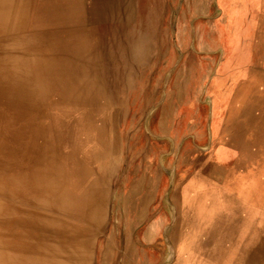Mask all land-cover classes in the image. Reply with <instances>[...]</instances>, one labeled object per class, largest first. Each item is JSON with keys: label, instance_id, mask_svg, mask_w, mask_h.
Listing matches in <instances>:
<instances>
[{"label": "bare ground", "instance_id": "6f19581e", "mask_svg": "<svg viewBox=\"0 0 264 264\" xmlns=\"http://www.w3.org/2000/svg\"><path fill=\"white\" fill-rule=\"evenodd\" d=\"M86 2L0 0V264H264V170L222 158L247 119L217 113L196 144L179 82L139 125L163 0Z\"/></svg>", "mask_w": 264, "mask_h": 264}, {"label": "rangeland", "instance_id": "374dc122", "mask_svg": "<svg viewBox=\"0 0 264 264\" xmlns=\"http://www.w3.org/2000/svg\"><path fill=\"white\" fill-rule=\"evenodd\" d=\"M86 3V0H82V5H86ZM163 3L164 7L160 24H163L165 34L163 36L162 34L159 35L160 31L156 30L153 39L154 41L160 37L166 39L165 54L161 65L156 64L151 71L152 76H158L157 72L161 69L162 77L154 89V98L151 101V105H148L139 125L144 126L143 122H145V125H147V122L148 124L154 122L165 95L171 91L174 84L178 85L180 82V84L182 83V87L186 85L185 92L187 98L185 99L183 108L195 115L197 123L194 133H197L200 137H204L201 142L197 140L195 142L192 139L193 134H191L182 141V144L195 145V142L198 145L201 144V146L207 147L211 140L208 124L210 108L209 99L206 95L207 81L214 69H211V73H208L207 63L209 58V63L214 64L216 57L225 55V50H222V53H220L221 50L216 49L217 44H220L223 48H228L231 44H234L236 55H246V52L239 50L237 46L241 37H243V33L236 31L232 35L229 27H224L225 30H223L219 24H216L221 14L215 0H163ZM262 5L264 6V0H262ZM193 6H195L194 9ZM34 19L35 17L32 16V21ZM259 22L256 36L260 40L262 37L263 41L260 43L259 41L254 42L253 53L256 58L255 62L249 64L245 68V71L243 70L244 74L247 75L244 82L239 84L228 98L224 95L221 96L223 97L224 106L217 112L219 116L225 114L226 117H244L247 119L246 132H242V134L237 133L232 137L228 151L222 155V158H226L227 162L233 164L238 170H246L250 178L255 177L254 173L257 171V168L264 170V149H262L264 148V34L263 31H260V28L264 24V15L259 19ZM197 32L200 33L195 37ZM207 33H210V36ZM196 39H198L199 44ZM202 62L203 64H201ZM192 67L194 68V76L188 72ZM132 108L133 106L130 109ZM226 124L228 125L226 126ZM231 126V122H217L215 123V130L218 133L225 134L230 132ZM144 140L149 144L148 138ZM164 159L171 160L172 158L168 154ZM169 169L168 172L163 171V176L159 173V183L161 182L160 191L155 192L156 199L161 202L160 211L164 212V215L167 217L173 213V206L170 199H168L170 190L169 187L165 188L170 185L168 184L170 181L169 176L172 173L173 166ZM115 192L112 190V197Z\"/></svg>", "mask_w": 264, "mask_h": 264}, {"label": "crops", "instance_id": "0c3cea01", "mask_svg": "<svg viewBox=\"0 0 264 264\" xmlns=\"http://www.w3.org/2000/svg\"><path fill=\"white\" fill-rule=\"evenodd\" d=\"M215 3L221 14L216 24H219L223 30H225L224 27H229L232 35L236 31L243 33V37H241L237 46L239 50H244L246 55H236L234 44H231L228 48H223V46L217 44L216 49H220V53L225 50V55L216 57L217 61L215 58L214 64L209 63V58L207 63L208 73H211V69L214 68L207 81L206 95L209 99L210 108L209 127L211 120L224 106L223 97L221 96L224 95L228 98L237 86L246 79L245 68L254 63L256 59L253 53L254 42L259 41L260 43L263 41L262 37L260 40L256 36L259 19L264 15L262 0H222L221 2L215 0ZM260 31H263L264 34V24Z\"/></svg>", "mask_w": 264, "mask_h": 264}]
</instances>
